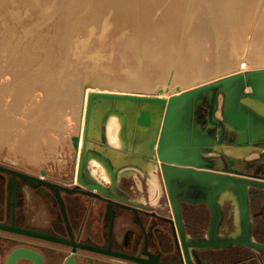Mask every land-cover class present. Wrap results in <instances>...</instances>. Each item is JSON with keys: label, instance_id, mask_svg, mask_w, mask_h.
Wrapping results in <instances>:
<instances>
[{"label": "rangeland", "instance_id": "obj_1", "mask_svg": "<svg viewBox=\"0 0 264 264\" xmlns=\"http://www.w3.org/2000/svg\"><path fill=\"white\" fill-rule=\"evenodd\" d=\"M261 54L264 0H0V163L71 184L83 84L158 93L172 71L188 86L264 66ZM148 184L140 198L169 204L162 178ZM229 216L224 234L238 229ZM77 264L136 263L79 250Z\"/></svg>", "mask_w": 264, "mask_h": 264}, {"label": "water", "instance_id": "obj_2", "mask_svg": "<svg viewBox=\"0 0 264 264\" xmlns=\"http://www.w3.org/2000/svg\"><path fill=\"white\" fill-rule=\"evenodd\" d=\"M160 13L159 10L158 16ZM173 75L174 71L169 73L166 85L158 89L157 95L82 85L80 131L76 138V181L87 190L78 188V191L110 203L107 217L111 238L115 223L113 204H141L130 198L123 181L137 177L157 181L159 175L173 211L171 223L177 232L181 264H194L191 253L196 255L195 249L238 246L264 254V243L254 237L251 211V202L264 196V177L251 178L239 169L219 167L214 158L224 156L233 164L235 158L247 156H234L228 149H243L247 154L260 152L257 148L264 147L260 146L264 145V114L261 113L264 111V66L245 71L238 67L184 87L180 84L172 86ZM112 119L119 125L117 144L110 142L107 135V126ZM79 139L82 141L80 151ZM97 166L101 167L104 179L94 172ZM0 171L13 177L9 186L13 194L22 184L31 188L49 186L59 198L60 190L75 191L1 164ZM41 174L46 175L45 170ZM17 177L21 178V183ZM226 191L233 194L238 207V229L222 236L219 230L225 214L221 197ZM182 203H205L211 210L207 234L199 241L190 240L185 232ZM0 229L71 246V254L64 264H77L79 249L137 264H172L162 261L159 254L148 253V257H140L115 251L111 244L104 248L78 242L71 229L70 238L3 223H0ZM21 259L44 264L40 253L24 247L11 251L5 264H17Z\"/></svg>", "mask_w": 264, "mask_h": 264}, {"label": "flooded vegetation", "instance_id": "obj_3", "mask_svg": "<svg viewBox=\"0 0 264 264\" xmlns=\"http://www.w3.org/2000/svg\"><path fill=\"white\" fill-rule=\"evenodd\" d=\"M257 149L260 152H253L255 157L235 158L233 164L224 156H215L214 158L219 167H233L236 170L239 169L247 177L262 178L264 177V147ZM257 154L258 156H256ZM1 165L10 167L5 164ZM10 168L75 189V191L69 193L60 190L62 202L56 192L46 185L31 188L22 184L16 188L15 194H13L9 190L13 177L0 171V223L15 228H34L65 238H70L69 230L71 229L78 242H87L104 248H109L111 244V248L115 251L140 257H148V253L159 254L162 261L181 264L182 255L177 244L178 237L175 226L171 223L174 216L170 203H163L162 199L153 203L148 195L145 199L140 198V192L144 193L149 185L148 182L154 190L162 185L159 175L157 180L159 179L160 184L158 186L156 181H149L147 178L138 177L123 181L130 198L140 201L141 204L125 202L123 205L113 204L115 223L110 238L107 217L110 203L78 191V188L87 189L77 183V170H75L73 183L70 184L51 178L46 171V175H42V170L39 174H34L19 168ZM99 177L104 179L100 175ZM17 181L21 183V178L17 177ZM139 183H141V187H139ZM251 190L257 191L255 188H251ZM263 201L264 196L251 202V211L254 220V237L264 243ZM228 204V207L224 206L225 217L219 230V234L222 236L231 233V231L226 234L222 232L228 213L230 225H235L233 224L235 207L232 203L228 202ZM181 208L184 229L190 240L199 241L204 238L212 217L209 206L205 203H182ZM19 247L29 248L40 253L43 256L44 264H61V260L65 256L63 248L67 247L72 251V247L66 244L0 229V264H5L10 252ZM195 251L196 255L191 253L194 264H264V254L248 247L233 246L223 249H195ZM21 262L33 264L32 261L24 259L19 260L17 264Z\"/></svg>", "mask_w": 264, "mask_h": 264}, {"label": "bare ground", "instance_id": "obj_4", "mask_svg": "<svg viewBox=\"0 0 264 264\" xmlns=\"http://www.w3.org/2000/svg\"><path fill=\"white\" fill-rule=\"evenodd\" d=\"M260 11V10H259ZM261 13V12H260ZM256 17H258V16H256ZM262 20V19H261ZM255 45H253L251 48H253V49H255ZM253 52V51H252ZM255 52H258V48L256 49V51ZM254 52V53H255ZM188 57V56H187ZM255 57V56H254ZM260 58H261V60L263 59L264 60V54H261L260 55ZM256 59V58H255ZM260 60V59H259ZM184 61V60H183ZM248 62H251L250 60H247ZM240 62H242V61H240ZM178 64V63H177ZM184 65V64H183ZM242 63H239V65H237V68L238 67H240V69H241V71H245V70H243V68H242ZM137 66H138V64H137ZM236 68V69H237ZM123 70V69H122ZM234 70V69H233ZM232 71V70H231ZM226 72H228V71H226ZM187 73V72H186ZM223 73H225V72H223ZM223 73H219V75H221V74H223ZM198 75V74H197ZM94 76V75H93ZM126 77V76H125ZM212 77H214V76H212ZM211 77V78H212ZM210 78V77H209ZM208 78V79H209ZM204 80H207V79H202V80H200V81H204ZM200 81H197V82H200ZM118 82V81H117ZM197 82H195V83H197ZM195 83H193V84H191V85H194ZM184 87V86H183ZM106 88H108V87H104V88H102V89H105V90H116V88H112V87H109L108 89H106ZM129 92H136V91H129ZM138 93V92H137ZM140 93V92H139ZM146 94H150V95H157L158 93H146ZM86 99H87V97H86ZM86 99H85V103H86ZM82 109V108H81ZM220 113V112H219ZM218 113V114H219ZM57 118V117H56ZM114 121H116V123H117V120L116 119H112L110 122H109V124H108V126H107V135H108V139H109V141L110 142H114L115 144H117V142H118V139H117V137L115 138V139H111V137H110V135H109V126H110V124L112 123V122H114ZM74 124V123H73ZM117 125H118V123H117ZM118 127H119V125H118ZM119 129V128H118ZM81 143H82V141H81V139H80V147H81ZM251 150V149H250ZM79 151H80V148H79ZM98 168H99V170L101 169V167H99L98 166ZM102 177L104 176V174H103V172H102V175H101ZM152 181V180H151ZM228 200L229 201V203H232L233 204V206L235 207V209H234V213L236 214V212H237V214H238V207H237V205H236V202H235V199H234V197H233V194H231L230 192H228V191H226L225 193H223V195H222V197H221V202L223 203V200ZM232 199V200H231Z\"/></svg>", "mask_w": 264, "mask_h": 264}, {"label": "crops", "instance_id": "obj_5", "mask_svg": "<svg viewBox=\"0 0 264 264\" xmlns=\"http://www.w3.org/2000/svg\"><path fill=\"white\" fill-rule=\"evenodd\" d=\"M251 104H252V105H256L255 103H251ZM261 113L264 114V111H262ZM239 150H240V149H239ZM229 151L231 152V151H233V150H232V149H229ZM234 151H235V153L232 154V155H234V156H235V155H236V156H240V154H241L240 151H237V150H234ZM236 151H237V152H236ZM256 151H257V150H256ZM230 152H229V153H230ZM253 155H254L253 153H250V152H249V153L247 154V157H250V156H253ZM254 156H255V155H254ZM254 156H253V157H254ZM98 171H99V173H101L100 170H98ZM137 178H138V177H137ZM235 215H236V214H235ZM237 215H238V214H237Z\"/></svg>", "mask_w": 264, "mask_h": 264}]
</instances>
